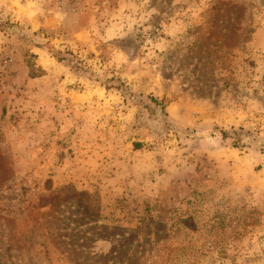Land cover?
I'll list each match as a JSON object with an SVG mask.
<instances>
[{
    "label": "rangeland",
    "instance_id": "obj_1",
    "mask_svg": "<svg viewBox=\"0 0 264 264\" xmlns=\"http://www.w3.org/2000/svg\"><path fill=\"white\" fill-rule=\"evenodd\" d=\"M0 264H264V0H0Z\"/></svg>",
    "mask_w": 264,
    "mask_h": 264
}]
</instances>
